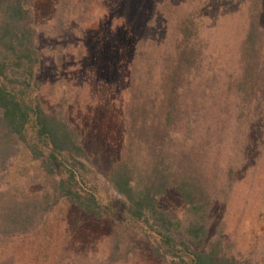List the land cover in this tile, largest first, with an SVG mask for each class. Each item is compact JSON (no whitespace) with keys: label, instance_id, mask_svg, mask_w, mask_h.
Wrapping results in <instances>:
<instances>
[{"label":"trees","instance_id":"16d2710c","mask_svg":"<svg viewBox=\"0 0 264 264\" xmlns=\"http://www.w3.org/2000/svg\"><path fill=\"white\" fill-rule=\"evenodd\" d=\"M208 6L148 0L135 7L142 19L177 13L164 25L174 46L158 63L151 47L138 53L139 91L133 86L125 101L121 153L107 172L117 197L105 201L84 169L91 100L58 97L49 109L39 91L42 48L59 47L43 39L45 29H65L66 7L48 19L37 0H0V187L8 186L0 188V264H132L143 244L156 264H264V233L245 230L234 241L223 216L227 194L241 179L253 182L264 161V23L244 18L233 65L211 81L208 27L216 20ZM14 175L42 181L14 192ZM168 197L187 207L184 218L160 208Z\"/></svg>","mask_w":264,"mask_h":264},{"label":"rangeland","instance_id":"374dc122","mask_svg":"<svg viewBox=\"0 0 264 264\" xmlns=\"http://www.w3.org/2000/svg\"><path fill=\"white\" fill-rule=\"evenodd\" d=\"M87 1L37 0L41 12L47 13L48 19L60 16V11L66 7L63 14L65 29L54 32L45 29L47 32L43 39L58 41L59 47L52 50L50 44H44L45 48H42L39 91L49 109L55 108L53 101L58 97H64L67 101L71 99V102H82L87 98L91 100V104L85 107L86 114L92 112L89 118L93 120L89 138L92 140L86 142L88 153L92 156L91 161L84 160L85 176L95 188L97 196L110 201L117 194L107 179V172L121 153L125 132V101L130 97L133 86L135 92L139 91L137 85L140 79L133 66L142 62L140 59L138 61L142 47L153 49L156 63L163 50H173V40L166 39L167 28L164 25L170 28L178 14L170 13L167 20L161 10L157 13L145 12L142 19L134 16V9L143 8L148 0H91L90 5L86 4ZM207 1L209 20H216L213 28L208 27L213 40L207 51L214 55L207 77L212 81L214 77L221 78V74H225L224 71L233 65L242 30L247 27L244 18L249 14L261 16L264 23V0H233L235 3L232 4L231 1ZM259 1L262 3L259 4ZM81 4L85 9L79 11L75 7ZM73 7L75 10H72ZM53 9H56L54 14ZM152 14L156 16L152 17ZM145 36L148 41L143 45ZM154 74L157 76L158 71H154ZM97 139L98 142L94 143ZM120 158H123L122 154ZM257 164L251 176L254 181L246 186L243 179L239 180L224 202L223 216L227 219L229 229H234V241L241 240L245 230L264 233V161H258ZM14 170L11 169L12 174ZM14 177V188L10 186L14 192L25 188L35 189L42 181V176L31 175L30 179ZM3 185L1 189L8 188ZM159 206L169 212L172 218L181 219L187 214V207L177 197L163 198ZM148 238L152 244L154 238ZM146 247L144 244L139 247L138 257L133 259L132 264L157 263L146 257ZM233 252H237L235 248ZM33 256L34 251L30 249L28 260L33 259Z\"/></svg>","mask_w":264,"mask_h":264}]
</instances>
